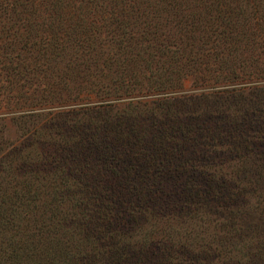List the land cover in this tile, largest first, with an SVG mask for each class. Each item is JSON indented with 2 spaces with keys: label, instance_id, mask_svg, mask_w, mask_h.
<instances>
[{
  "label": "trees",
  "instance_id": "obj_1",
  "mask_svg": "<svg viewBox=\"0 0 264 264\" xmlns=\"http://www.w3.org/2000/svg\"><path fill=\"white\" fill-rule=\"evenodd\" d=\"M188 79L229 101L251 86L206 113L264 140V0H0V264L135 260L94 174L143 177L209 133Z\"/></svg>",
  "mask_w": 264,
  "mask_h": 264
},
{
  "label": "rangeland",
  "instance_id": "obj_2",
  "mask_svg": "<svg viewBox=\"0 0 264 264\" xmlns=\"http://www.w3.org/2000/svg\"><path fill=\"white\" fill-rule=\"evenodd\" d=\"M184 85L191 99L180 106L185 113L201 114L209 133L193 138L172 159H158L155 170L143 177L97 171L93 185L112 209L109 227L132 237L125 250L135 254L130 264H167L166 259L172 260L168 264H264L263 257L255 256L262 252L256 244L264 237V140L255 132L245 133L242 119L234 125L238 131L223 134L228 121L208 119L206 113L214 112L217 101L220 111L241 109V98L248 101L256 94L246 85L244 94L229 101L216 90H194L193 79ZM8 128L13 143L19 133L15 124ZM76 223L82 225L81 220ZM78 246L86 252L85 245Z\"/></svg>",
  "mask_w": 264,
  "mask_h": 264
}]
</instances>
